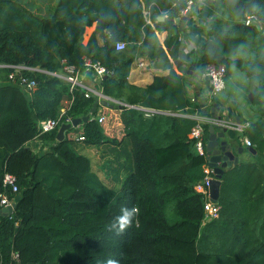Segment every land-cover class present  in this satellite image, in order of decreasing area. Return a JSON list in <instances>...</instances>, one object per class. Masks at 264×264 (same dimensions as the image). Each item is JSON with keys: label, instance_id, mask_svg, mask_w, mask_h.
I'll list each match as a JSON object with an SVG mask.
<instances>
[{"label": "trees", "instance_id": "16d2710c", "mask_svg": "<svg viewBox=\"0 0 264 264\" xmlns=\"http://www.w3.org/2000/svg\"><path fill=\"white\" fill-rule=\"evenodd\" d=\"M185 2L50 0L41 13L19 0H0V192L16 202L12 214H0V264H264V0H220L236 21L228 28L214 21L213 37L192 56L191 74L222 62L226 83L233 67L249 77L247 93L260 83L244 130L255 151L224 170L217 217L204 220L205 197L194 187L206 161L189 136L198 119L180 114L210 117L212 105L188 95V72L171 68L145 86L127 79L137 56L178 57L175 19ZM250 13L256 19L246 24ZM160 14L167 18L158 20ZM158 30L168 32L164 43ZM120 40L125 50L116 49ZM245 47L248 56H234ZM86 58L107 69L102 93L125 101L107 100L118 110L122 139L106 132L98 109L57 139L60 125L89 113L97 97L56 74L65 65L84 70ZM22 77L34 79L35 87ZM146 100L156 109L150 114L137 106ZM49 117H60V124L40 132V120ZM210 124L204 121L207 141ZM76 130L86 145L122 147L118 187L106 184L78 149ZM37 137L49 143L47 150L26 145ZM5 171L16 175V192L3 185ZM122 206L138 211L118 232L110 225Z\"/></svg>", "mask_w": 264, "mask_h": 264}, {"label": "crops", "instance_id": "0c3cea01", "mask_svg": "<svg viewBox=\"0 0 264 264\" xmlns=\"http://www.w3.org/2000/svg\"><path fill=\"white\" fill-rule=\"evenodd\" d=\"M180 21L178 22V25L181 29L180 38L184 45L183 52L187 55L188 59L184 61L183 66H190L193 65L192 56L199 53L201 45L207 41L208 39H211L213 37V23L214 21H221L224 28H228L231 26V24L236 21V17L225 7L222 6L220 3V0H197L194 4L192 10L188 14H179ZM156 18L158 20H164L167 18V14L164 15H157ZM176 20V19H175ZM177 22V21H176ZM154 24V22H151ZM95 29V23L88 26L85 31L84 35V41L86 42ZM167 30H161L157 31V36L160 40V42L164 43V40L167 36ZM243 51H239L235 57L238 56H246L242 54ZM179 55V53H178ZM177 58V57H176ZM175 58H173L171 55H169V60L173 61ZM157 60V59H156ZM155 61V60H154ZM154 61L151 62L149 59H147L144 56H137L134 62L131 64L127 79L130 83L140 86H145L148 83H150L155 75H162L166 74L170 71L171 68L175 69L179 73H183V66H179L176 64H172L171 67L168 68H157L154 66ZM237 68V67H236ZM239 69V68H238ZM62 72V70H61ZM103 75L97 74L96 71L93 70H82L79 74V79L81 84L84 86V88H91L95 91L101 92V85L100 81L102 79ZM234 71L232 70V73L229 77V81L226 83L225 90L218 96L214 102H218L220 105V111L219 113L224 117L228 116L230 122H238L236 117L240 118V123L244 124L245 122H249V115H251L253 106L250 103V100L248 98V88L250 86V79L249 77L244 76L242 81L239 83L237 82L238 77L240 75H237L236 78L234 77ZM190 78V79H188ZM234 82V89L238 88V90H234L232 88L228 87V84L230 85V82ZM186 87L188 90V95L190 97H196L198 100L200 98H207V94L209 91V80L207 77H203L201 74H188L186 77ZM105 95V94H104ZM107 99L113 100L114 102H120L125 103V101H122L121 99L110 97L108 95H105ZM70 100L64 101V107L63 109L68 106ZM213 102V103H214ZM213 103L206 102V105L208 106L213 105ZM105 109H108L109 111H112L111 113L115 114L116 121L115 124L119 129V132L116 134V137L119 139H122L125 132L123 128V123L120 119L119 113L117 112L115 108H113L111 105H103L99 104L98 107V115L103 114L105 116L104 125L107 121V115ZM250 113V114H249ZM187 116H200L196 113H180ZM203 117V116H201ZM118 118V119H117ZM114 124V127H115ZM106 132L110 136H114L110 134L109 127L104 126ZM72 135V132H71ZM73 136V135H72ZM80 132H77L74 137L79 138ZM247 136L244 132H239L233 128H228V138H231L234 141L235 146H245L248 147L243 140V137ZM81 142L82 140H78ZM82 143V142H81ZM84 144V143H83ZM28 147L33 148L35 151L40 150H47L49 147V143L44 141L43 139L37 137L27 142L26 144ZM86 145V144H84ZM82 146V145H81ZM83 149V147H81ZM113 146L112 144H99V145H86L87 155L91 158L93 162V168L98 171L101 178L104 180V182L111 186V184L108 182V178L113 175H109L108 178L102 177V174L105 173L106 175V169L109 168L108 165H106V162L113 161L112 159H116V154L113 156L109 152V147ZM118 147V146H114ZM248 151L250 150H244L242 154L239 155L240 161L247 159L249 156ZM110 153V155H108ZM85 154V153H84ZM96 157V160H94ZM103 159L101 162H98V159ZM121 160H124V157L121 158ZM120 160V161H121ZM116 164H119L118 161H115ZM106 166V167H105ZM107 176V175H106ZM115 187V186H113ZM118 187V186H117Z\"/></svg>", "mask_w": 264, "mask_h": 264}, {"label": "built area", "instance_id": "2783aa9c", "mask_svg": "<svg viewBox=\"0 0 264 264\" xmlns=\"http://www.w3.org/2000/svg\"><path fill=\"white\" fill-rule=\"evenodd\" d=\"M197 0H186L185 6L181 9V14H188L194 4ZM256 19L255 14H247L245 17V23L249 24L253 22ZM127 47V43L125 41H117L116 43V49L121 51L125 50ZM26 68L27 66L19 65L17 66L18 69L20 68ZM31 68V67H30ZM35 69V68H33ZM85 69L86 70H93L96 71L99 75H104L107 73V69L104 65H102L99 62H93L89 58L85 59ZM80 70L76 69L73 65H65L62 72H57L56 74L67 81L70 82L71 88L73 89L75 86H81L84 87L79 79ZM203 77H207L209 80V91L207 94V101L209 103H213L215 99L220 96V94L225 90L226 88V65L222 62H213L210 63L206 70L202 73ZM22 84H25L28 86V88H33L36 85V81L34 79H28L27 77H22L20 79ZM85 94L86 96H90L92 94L100 96L105 98L106 96L102 94L101 92L95 91L91 88H85ZM210 105V104H209ZM139 108L143 109L147 114H150L151 112L155 111L156 109L152 107L142 106L141 104L137 105ZM198 119V121L195 123V125L192 127L189 136L194 139V146L198 153L204 155L206 157V161L203 165V171L204 176L195 183V189L198 192H201L205 197V203H204V210H205V216L204 220H210L219 215V209L220 206L217 203V201H213L210 196V182L213 178L216 177V172L214 167L209 163V155L207 154L206 150V144L207 140L205 138V129H204V121H209L211 124H216L220 126H227L228 128H233L239 132H242L245 130V128L249 125V122H245L244 124L240 122H230V120H225L222 117H201V116H194ZM105 119V116L103 114L99 115V121L103 122ZM71 119H68L70 121ZM60 124V117L54 118L49 117L43 120H40L39 122V128L40 132H47L55 127H57ZM85 138L84 135H80L79 139L83 140ZM244 143L247 146H252L251 139L248 136L243 137ZM3 185L11 192H16L18 190L17 185V177L14 173L10 171H5L4 177H3ZM14 200L10 199L8 195L4 192H0V204L1 205H9ZM17 255V254H16Z\"/></svg>", "mask_w": 264, "mask_h": 264}, {"label": "water", "instance_id": "95a60500", "mask_svg": "<svg viewBox=\"0 0 264 264\" xmlns=\"http://www.w3.org/2000/svg\"><path fill=\"white\" fill-rule=\"evenodd\" d=\"M176 21H180V17L176 18ZM184 45L181 44L179 47V55L177 58H175L173 61L169 59L159 58L158 60L154 61V66L157 68H168L171 67L172 64H176L179 66L184 65V61L188 59L187 55L183 52ZM220 56L218 58V61H221ZM184 72H188L189 74L192 73L193 69L195 68L194 65L190 66H183ZM107 73L102 76V78L107 77ZM260 85L259 82H256L255 85L252 87L251 91L248 94L249 100H253L254 94L257 91L258 86ZM103 94V93H102ZM107 98H103L100 96H97L90 112L86 115H83L81 117H74L68 122H63L57 132V139L63 140L65 136V131L71 127H78L83 122L87 121L90 117L92 112L96 111L99 107V104L107 105ZM201 102V105H206L207 98H200L199 100ZM142 106L148 105V100L143 101L141 103ZM220 111V105L218 102H214L212 105V116L214 117H222V115L219 113ZM225 120H228V116L223 117ZM237 121L240 122V118L236 117ZM250 150L255 151V149L252 146L245 147L243 145L241 146H235L234 141L231 138H228V127L227 126H220L216 124H210L209 127V136L208 141L206 144V150L207 154L209 155V163L214 167L216 172V177L213 178L210 182V196L213 201H217L220 195V186H221V178L224 173V170L228 167H231L233 165H236L240 162L239 155L244 152V150ZM16 207V202H12L9 205H1L0 204V214L1 215H10L14 212V209Z\"/></svg>", "mask_w": 264, "mask_h": 264}, {"label": "rangeland", "instance_id": "374dc122", "mask_svg": "<svg viewBox=\"0 0 264 264\" xmlns=\"http://www.w3.org/2000/svg\"><path fill=\"white\" fill-rule=\"evenodd\" d=\"M19 1H21V3H23V4H25V5H27V6H31V7H33L35 10H37V11H39V12H41V13H45V4L46 3H48V2H50V0H19ZM38 6H41V9H42V11H40L38 8ZM262 34H264V29L262 30V32H261ZM251 53V50L248 48V47H245L244 48V50H243V53L242 54H244V55H249ZM233 71H234V75H240L239 77H238V81L237 82H241L242 81V79H243V77L244 76H246V74H245V72L244 71H242V70H240V69H238V68H236V67H233ZM236 76H234L235 78H236ZM187 77V76H186ZM188 79H190V78H188ZM234 82L233 81H231L230 82V85L228 84V87L229 88H232V89H234ZM234 90H238V88H235ZM105 113H106V115L108 116L107 117V121H106V123H105V125L104 126H107V127H109V131H110V134L111 135H114V136H116V134L119 132V129L116 127V126H118L117 124H115V121H116V117H115V114L114 113H111L112 111H109L108 109H105ZM253 111V110H252ZM250 114V113H249ZM118 119V118H117ZM114 124H115V127H114ZM77 131L78 130H76V131H73L72 132V135H76V133H77ZM82 145V146H81ZM77 146H78V149L82 152V153H85V154H87V152L88 151H85L86 150V145H84L83 143H81V142H79V141H77ZM80 146L81 147H83V149H81L80 148ZM122 147H120V148H117V147H114V146H110L109 147V152L111 153V154H113V156H115V154H116V159L114 158V159H112L113 161H111V162H106V165H108V167L110 166V167H113V169L112 168H107L106 169V175H105V173H103L102 174V177L104 178V177H106V178H108V176L109 175H113V176H110L109 178H108V182L111 184V186H115V187H117V186H119V177H117V178H115V174L117 173H120V176L122 175V172H123V169H117L116 167H118V164H116L115 163V161H117V158L121 155V153H123V151H122V149H121ZM85 149V150H84ZM110 153H108V155H110ZM95 159L94 160H96V157H94ZM103 159L101 158L100 160L98 159V162H101ZM120 162V163H119ZM118 163H119V165L121 164V162H123V161H119ZM106 167V166H105ZM115 168V169H114ZM108 173V174H107Z\"/></svg>", "mask_w": 264, "mask_h": 264}, {"label": "clouds", "instance_id": "9594fccd", "mask_svg": "<svg viewBox=\"0 0 264 264\" xmlns=\"http://www.w3.org/2000/svg\"><path fill=\"white\" fill-rule=\"evenodd\" d=\"M137 211L138 209L135 206L131 208L122 206L119 214L115 217V220L110 226L118 232H123L124 229L127 228L130 223H132L133 216ZM106 264H118V262L114 259H109Z\"/></svg>", "mask_w": 264, "mask_h": 264}]
</instances>
